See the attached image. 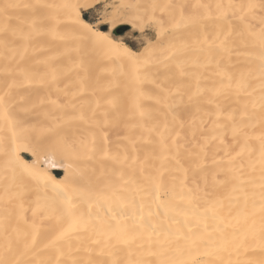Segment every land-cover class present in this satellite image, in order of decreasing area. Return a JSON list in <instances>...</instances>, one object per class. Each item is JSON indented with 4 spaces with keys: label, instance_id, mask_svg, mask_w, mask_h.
<instances>
[{
    "label": "bare ground",
    "instance_id": "6f19581e",
    "mask_svg": "<svg viewBox=\"0 0 264 264\" xmlns=\"http://www.w3.org/2000/svg\"><path fill=\"white\" fill-rule=\"evenodd\" d=\"M95 1L0 0V264H264V0Z\"/></svg>",
    "mask_w": 264,
    "mask_h": 264
},
{
    "label": "rangeland",
    "instance_id": "374dc122",
    "mask_svg": "<svg viewBox=\"0 0 264 264\" xmlns=\"http://www.w3.org/2000/svg\"><path fill=\"white\" fill-rule=\"evenodd\" d=\"M113 6H115V8H112ZM117 6L118 5L115 0H96L86 9H82V18L90 23L93 27L100 26L102 30L107 31L110 27V12L113 13V9H116ZM141 28H139L140 30L132 29L125 23H119L112 30L111 34L114 37L122 40L134 51H138L146 43L153 42L155 40V33L150 25H143ZM59 176H61V173L59 174Z\"/></svg>",
    "mask_w": 264,
    "mask_h": 264
}]
</instances>
